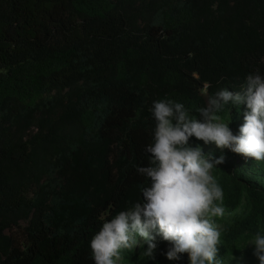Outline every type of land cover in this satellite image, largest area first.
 <instances>
[{
    "label": "trees",
    "instance_id": "1",
    "mask_svg": "<svg viewBox=\"0 0 264 264\" xmlns=\"http://www.w3.org/2000/svg\"><path fill=\"white\" fill-rule=\"evenodd\" d=\"M264 73V0H0V264H94L103 217L142 202L154 100L193 118ZM206 89V91H205ZM222 122L238 133L243 111ZM203 148V141L192 138ZM212 170L224 193L220 258L264 230V161ZM121 251L124 264H165ZM188 264L187 255L182 262Z\"/></svg>",
    "mask_w": 264,
    "mask_h": 264
},
{
    "label": "clouds",
    "instance_id": "2",
    "mask_svg": "<svg viewBox=\"0 0 264 264\" xmlns=\"http://www.w3.org/2000/svg\"><path fill=\"white\" fill-rule=\"evenodd\" d=\"M206 91V89H205ZM229 106L243 111L244 123L234 133L219 113ZM155 127L152 142L146 145L147 166L137 172L150 181L137 202L111 219L104 220L90 241L94 264H118L121 251L145 245L144 255L155 261L159 250L157 237L168 242L160 251L169 261L188 264H224L220 258L221 231L215 218L225 215L224 193L214 168L225 162L224 156L205 153L200 144H214L245 159L264 161V73H249L240 91L223 88L199 109L193 118L183 103L171 99L154 100L149 109ZM253 256L264 264V230L247 242ZM244 264L245 256L230 261Z\"/></svg>",
    "mask_w": 264,
    "mask_h": 264
},
{
    "label": "rangeland",
    "instance_id": "3",
    "mask_svg": "<svg viewBox=\"0 0 264 264\" xmlns=\"http://www.w3.org/2000/svg\"><path fill=\"white\" fill-rule=\"evenodd\" d=\"M203 150H204V152L206 154L207 153H215L216 151L223 152V150L216 148V146L214 144H212V145H204V143H203ZM224 157H225V162L221 166L226 167L228 170H230V172H232L233 169L238 165L239 158H237V157H227V156H224ZM218 227H219L220 231L222 232L223 225H218ZM249 248H250L249 250L252 252L251 246H249ZM144 250H145V245L141 244L139 246L133 247L132 249H128V250H124V251H132V252H135V253H138V254H144ZM186 255L187 254H184V256H186ZM243 255L245 256L244 264H247L248 260L252 259V257H249L247 255V252H244ZM237 258H239V257H237ZM163 260H164L165 264L174 263L173 261H169L166 257ZM118 264H124L122 255H121L120 261H118ZM224 264H237V260H233L231 262L230 259H228V260H226L224 262Z\"/></svg>",
    "mask_w": 264,
    "mask_h": 264
}]
</instances>
